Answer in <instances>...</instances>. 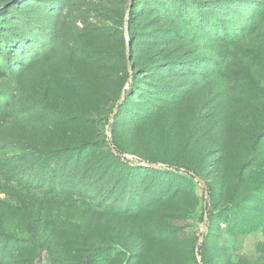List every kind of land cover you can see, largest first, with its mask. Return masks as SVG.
I'll return each instance as SVG.
<instances>
[{"label": "rangeland", "instance_id": "obj_1", "mask_svg": "<svg viewBox=\"0 0 264 264\" xmlns=\"http://www.w3.org/2000/svg\"><path fill=\"white\" fill-rule=\"evenodd\" d=\"M0 264H264V0H0Z\"/></svg>", "mask_w": 264, "mask_h": 264}, {"label": "trees", "instance_id": "obj_2", "mask_svg": "<svg viewBox=\"0 0 264 264\" xmlns=\"http://www.w3.org/2000/svg\"><path fill=\"white\" fill-rule=\"evenodd\" d=\"M105 137V140H108L107 139V136L105 135L104 136ZM98 143H100V141H92V140H84V141H82V142H80V143H78L77 145H75V146H72L71 147V149L72 150H75V151H77V152H79V151H84V150H88V149H90V148H92V147H94L95 145H97ZM113 145V144H112ZM109 146V145H108ZM114 146V145H113ZM115 147V146H114ZM115 149L118 151V152H120L116 147H115ZM112 151V150H111ZM112 153H113V151H112ZM114 155H116L115 153H113ZM117 156V158H118V156H120V155H116ZM122 157V156H121ZM123 158H127V157H123ZM145 161L148 163V164H158V163H162V165H157V166H161V167H163V168H172V169H175L176 171H178V172H183V173H185V174H188V175H191V176H194V174H196L195 172H194V170L193 169H191L190 167H188V166H186V165H180V164H178V163H172V162H164V161H162V162H159V161H156V160H151V159H145ZM80 166L79 165H73V166H71L70 168H69V170H66V173H67V175L69 174V175H75V172L77 171V170H75L76 168H79ZM65 173V169L61 172V174H64ZM207 209H205V211H206ZM204 237H205V235H204ZM202 246H204V240H203V245ZM201 249H202V247H200L199 248V252L201 251Z\"/></svg>", "mask_w": 264, "mask_h": 264}, {"label": "water", "instance_id": "obj_3", "mask_svg": "<svg viewBox=\"0 0 264 264\" xmlns=\"http://www.w3.org/2000/svg\"><path fill=\"white\" fill-rule=\"evenodd\" d=\"M128 58H129V57H128ZM127 86H128V83L126 84V87H127ZM124 94H125V90L123 89V91H122V95H121V98H120V100H119V102H118V105H117V106L115 107V109L113 110V112H112V114H111V116H110V118H109V120H108V123H107V125H106L105 131H106L107 139H108L109 125H110L111 121L113 120V118H114V116H115V114H116V111H117L118 106L121 104V102H122V100H123V98H124ZM108 145H109L110 149L113 151V153H115L116 155H120V156H122V157H128V158H136V156L133 155V154L118 152V151L115 149V147L112 145L111 142H108ZM144 162L147 163L146 161H144ZM153 165H162V163H158V164H154V163H153ZM194 177H195L198 181H200V182L202 183V185H203V187H204V195L207 196L208 191H207V186H206V184H205V181H204L201 177H199L198 175H196V174H194ZM204 207H206V201H205V203H204ZM206 220H207V215H206V212H205V213H204V221H206ZM205 228H206V227H204V229L202 230L201 235H200V238H199L198 243H197V245H196V248H195V250H196V255H198V253H199V248H200V246H202V244H203L204 234H205Z\"/></svg>", "mask_w": 264, "mask_h": 264}]
</instances>
